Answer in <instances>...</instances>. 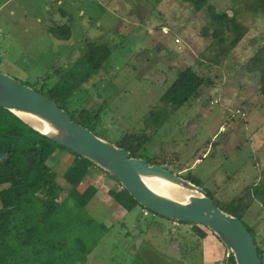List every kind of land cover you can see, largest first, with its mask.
Wrapping results in <instances>:
<instances>
[{
    "label": "rangeland",
    "instance_id": "obj_1",
    "mask_svg": "<svg viewBox=\"0 0 264 264\" xmlns=\"http://www.w3.org/2000/svg\"><path fill=\"white\" fill-rule=\"evenodd\" d=\"M212 3L217 10L240 6L233 0ZM204 20L203 12L195 14L181 0H0V70L45 95L63 73L85 71L88 42L105 44L102 67L62 109L69 116L89 109L83 112L94 122L88 129L111 143L145 131V155L165 157L162 166L179 176L190 171L200 178V187L227 203L250 184L264 181V96L257 76L241 66L251 54L241 46L246 40L230 56L207 53ZM245 20L264 28V18ZM67 26L68 39L53 35H65ZM90 55L97 57L93 51ZM187 66L212 82L186 104L168 110L161 95L177 70ZM72 161L69 151L58 148L48 164L63 173ZM88 175L77 190L96 183L93 196L85 205L78 195L62 202L55 215L60 224L48 230L52 238L67 242L56 252L67 254L57 264H204L203 248L206 264H221L224 251L214 237L193 246L197 235L192 230L200 227L157 216L162 232L157 225L147 229L142 221L151 213L135 224L141 206L127 210L115 202L108 188L116 182L100 168L91 167ZM242 217L264 264L259 202L252 201Z\"/></svg>",
    "mask_w": 264,
    "mask_h": 264
},
{
    "label": "trees",
    "instance_id": "obj_2",
    "mask_svg": "<svg viewBox=\"0 0 264 264\" xmlns=\"http://www.w3.org/2000/svg\"><path fill=\"white\" fill-rule=\"evenodd\" d=\"M181 1L190 5L195 14L199 11L203 12L205 24L201 29L202 35L210 37L206 46L207 53L218 50L223 57L230 56L246 40L245 45L241 46L243 49H250L251 54L241 60V66L247 72L257 76L259 91L264 96V28L258 29L254 25L255 20L250 22L245 20L246 16L252 19L264 18V0H233V2L237 1L240 6L236 7L233 4L227 10H217L212 0ZM69 28V26L66 27L65 35H58L57 32L53 35H56L58 39H68L70 37ZM85 49L86 53L83 57V62L87 65L85 71L74 75V70H69L63 73L62 78L60 76L55 87L45 91V95L60 108L65 106L68 97L85 81H88L106 60V56L102 53L106 50L105 44L95 45V43L88 42ZM91 51L96 52L97 57L91 56ZM209 64L213 63L209 61ZM211 82L210 78L202 77L190 66L179 69L161 95V102L165 108L174 111L196 96L202 86ZM83 112L88 113L89 109L83 107L72 111L70 117L72 120L84 118V120L78 119L77 123L89 128L94 122L87 120ZM151 114L153 115L154 111H151ZM73 121L76 122V120ZM148 140L147 133L142 131L126 134L114 144L127 149L131 156L143 158L150 164L167 163L165 157L157 159L151 155H145ZM58 148L65 149L73 155L72 163L63 173L57 172L48 164ZM91 167H94V164L86 158L55 143L8 110L0 107V264H52L53 262L57 264L59 260L65 258V255L67 256L63 252L56 253L63 246L66 248L67 242L63 239L52 238V233L48 230L58 228L60 222L55 215L59 212L62 202L78 195L80 202L85 205L91 198L90 196H93L98 186L96 183L87 185L80 193L77 190L79 185L89 177ZM181 176L201 186L200 178L190 174V171H186ZM58 178H61L64 184L59 182ZM109 178L116 182V185L112 184L108 188V194L115 202L127 210L139 205L124 187L111 176ZM206 193L220 209L241 221L243 212L254 200L259 202L264 212V181L250 184L227 203H222L208 191ZM145 209L141 206L142 211L134 219L135 224L140 222L141 215L147 217L151 213L152 218L143 219V225L147 229L156 225L160 228L161 223L157 219L159 215L148 209H146L148 213L144 215L143 210ZM171 222L176 221L171 220ZM176 223L179 226L181 222ZM185 223L200 227L197 233L192 230L197 235L193 246L198 245L199 240L206 235L204 229L219 241L205 226ZM220 245L224 251L221 242ZM257 251L259 254L258 248ZM228 264H235L233 257H230ZM261 264H263L262 261Z\"/></svg>",
    "mask_w": 264,
    "mask_h": 264
},
{
    "label": "water",
    "instance_id": "obj_3",
    "mask_svg": "<svg viewBox=\"0 0 264 264\" xmlns=\"http://www.w3.org/2000/svg\"><path fill=\"white\" fill-rule=\"evenodd\" d=\"M0 107L62 147L86 158L114 178L133 199L152 213L176 222L201 224L224 246L221 264L233 257L235 264H261L257 246L244 223L220 209L206 191L162 165L143 158L94 134L73 121L47 96L0 70ZM34 116L31 124L22 115ZM145 180L159 179L187 191L185 200L159 194Z\"/></svg>",
    "mask_w": 264,
    "mask_h": 264
},
{
    "label": "bare ground",
    "instance_id": "obj_4",
    "mask_svg": "<svg viewBox=\"0 0 264 264\" xmlns=\"http://www.w3.org/2000/svg\"><path fill=\"white\" fill-rule=\"evenodd\" d=\"M28 122L31 124L37 123L34 116L22 115ZM145 183L154 191L158 192L161 195L168 196L178 200H185L189 196V191L172 184L167 181L153 179V180H145Z\"/></svg>",
    "mask_w": 264,
    "mask_h": 264
},
{
    "label": "crops",
    "instance_id": "obj_5",
    "mask_svg": "<svg viewBox=\"0 0 264 264\" xmlns=\"http://www.w3.org/2000/svg\"><path fill=\"white\" fill-rule=\"evenodd\" d=\"M2 71H4V70H2ZM5 72H6V71H5ZM205 232H206V235H205L204 237H202V239H203V238L205 239V238H207V237L210 238V236L213 238V236H212L208 231H205ZM207 232H208V233H207ZM216 248H217V250H218L219 253H220V247L218 246V247H216ZM206 249H207V248H205V249L203 248V251H204L203 259H204L205 262L209 263V262H208L209 259H207V258H206V255H205V254H206V252H205ZM205 262H204V264H206Z\"/></svg>",
    "mask_w": 264,
    "mask_h": 264
},
{
    "label": "built area",
    "instance_id": "obj_6",
    "mask_svg": "<svg viewBox=\"0 0 264 264\" xmlns=\"http://www.w3.org/2000/svg\"><path fill=\"white\" fill-rule=\"evenodd\" d=\"M175 42H176V43H179V40H178V39H175ZM143 213H144V215H145V214L148 213V211L145 209V210H143ZM175 223H176V222H175Z\"/></svg>",
    "mask_w": 264,
    "mask_h": 264
}]
</instances>
